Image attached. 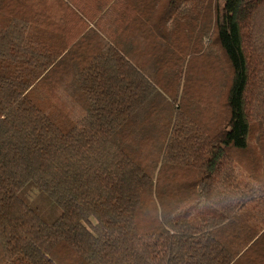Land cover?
I'll return each instance as SVG.
<instances>
[{
    "label": "trees",
    "instance_id": "16d2710c",
    "mask_svg": "<svg viewBox=\"0 0 264 264\" xmlns=\"http://www.w3.org/2000/svg\"><path fill=\"white\" fill-rule=\"evenodd\" d=\"M0 264H264V0H0Z\"/></svg>",
    "mask_w": 264,
    "mask_h": 264
},
{
    "label": "rangeland",
    "instance_id": "374dc122",
    "mask_svg": "<svg viewBox=\"0 0 264 264\" xmlns=\"http://www.w3.org/2000/svg\"><path fill=\"white\" fill-rule=\"evenodd\" d=\"M184 87H185V85H184ZM186 88H187V87H186ZM188 88H189V89H188V93H189L190 95L194 96L195 93H194V92L192 93L193 89H191V86H189ZM195 90H196V89H195ZM212 91H214V88H213V89H211V87H208L207 89H203V88H202V90H201L202 99H203V100L207 99V98H208V94H210V95L212 96ZM189 94L187 95V99L189 98V97H188ZM216 97H217L218 99L215 101L214 98H216ZM214 98H213V99H214L215 102L213 101V103H215V107H214V109H215V113H226V110H225L224 107H223V104H222V102H221V99H220L217 95H216ZM228 132H229L228 130L222 131V132L218 135V137H217V141H218L219 143L222 142V140H223V138H224V135H226Z\"/></svg>",
    "mask_w": 264,
    "mask_h": 264
},
{
    "label": "clouds",
    "instance_id": "9594fccd",
    "mask_svg": "<svg viewBox=\"0 0 264 264\" xmlns=\"http://www.w3.org/2000/svg\"><path fill=\"white\" fill-rule=\"evenodd\" d=\"M191 213L186 211L185 215H190ZM166 215L169 219L172 218V214L171 213H166L164 208H159L158 211L155 214V219L161 223H163L165 221Z\"/></svg>",
    "mask_w": 264,
    "mask_h": 264
}]
</instances>
